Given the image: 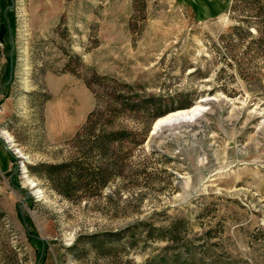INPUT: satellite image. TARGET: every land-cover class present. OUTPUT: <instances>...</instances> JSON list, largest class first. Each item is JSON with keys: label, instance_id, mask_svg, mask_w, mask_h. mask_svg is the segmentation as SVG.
<instances>
[{"label": "rangeland", "instance_id": "rangeland-1", "mask_svg": "<svg viewBox=\"0 0 264 264\" xmlns=\"http://www.w3.org/2000/svg\"><path fill=\"white\" fill-rule=\"evenodd\" d=\"M234 1H10L11 27L0 19V86L8 39L14 56L0 88V264H264V59L249 37H231L244 15ZM120 92L134 110H114L107 95ZM149 98L192 106L155 119ZM94 110L95 128L134 135L116 177L66 198L29 167L69 159ZM180 112L190 123L156 126ZM177 220L178 244L148 233Z\"/></svg>", "mask_w": 264, "mask_h": 264}, {"label": "trees", "instance_id": "trees-1", "mask_svg": "<svg viewBox=\"0 0 264 264\" xmlns=\"http://www.w3.org/2000/svg\"><path fill=\"white\" fill-rule=\"evenodd\" d=\"M10 1L0 0V19L8 21L11 27L13 12L9 7ZM237 2L235 0L232 4L231 8L233 12L237 10ZM240 3L244 5V8L241 10L244 15L242 14L236 20V26L233 29L231 37L233 39H240L241 34L249 37L251 39L249 44L260 45L263 52L261 56L264 59V0H240ZM1 43H4V41ZM4 46L8 53L11 52V56L7 58L0 88L9 87L13 74L14 56L11 50V40L8 39V42ZM69 66L65 65L64 71L79 78L78 73L70 69ZM10 71L11 75H9ZM93 77L101 91L108 88L105 85L107 81L105 76L95 74ZM84 85L87 89L93 90V83L91 81L84 80ZM93 94L97 108L99 106L98 96L94 90ZM107 97L115 111L117 110L122 113L134 110L132 106L127 105V98L121 92L117 95L108 93ZM147 101H150L151 106L157 110L155 119L170 112L188 109L192 106L188 102L179 105H166L161 98H149ZM95 113H97L96 110L87 116L85 124L72 137L70 143L74 153L69 159L56 164L43 163L29 167V171L32 174L46 180L50 183L51 187L66 198H71L72 196H77L78 198V196L80 197V195L85 193L92 194L91 192L100 191L123 169L121 153L124 151V144L128 142L134 133L123 128L107 129L103 126L95 128V124L91 121ZM147 133L148 127L143 132L139 144L145 141ZM183 228V222L177 220L167 228L150 227L148 233L151 235L155 232L154 239L157 241L178 244L184 239L182 237ZM33 239L39 243V240L34 237ZM185 245L182 251H185Z\"/></svg>", "mask_w": 264, "mask_h": 264}, {"label": "bare ground", "instance_id": "bare-ground-1", "mask_svg": "<svg viewBox=\"0 0 264 264\" xmlns=\"http://www.w3.org/2000/svg\"><path fill=\"white\" fill-rule=\"evenodd\" d=\"M179 123H182V124L190 123V119L187 117L186 112L171 114L165 118H162L158 120L156 126H160V125L170 126V125L179 124Z\"/></svg>", "mask_w": 264, "mask_h": 264}, {"label": "water", "instance_id": "water-1", "mask_svg": "<svg viewBox=\"0 0 264 264\" xmlns=\"http://www.w3.org/2000/svg\"><path fill=\"white\" fill-rule=\"evenodd\" d=\"M5 33H6L5 25L0 24V42H2L3 36L5 35ZM10 56H11V52H10ZM10 67H11V63H10ZM9 75H11V71H10Z\"/></svg>", "mask_w": 264, "mask_h": 264}]
</instances>
